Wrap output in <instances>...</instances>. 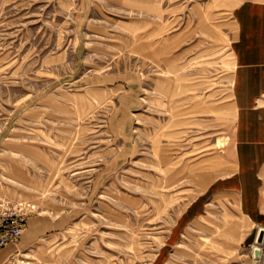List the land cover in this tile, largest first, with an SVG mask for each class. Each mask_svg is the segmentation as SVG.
<instances>
[{
    "label": "rangeland",
    "instance_id": "1",
    "mask_svg": "<svg viewBox=\"0 0 264 264\" xmlns=\"http://www.w3.org/2000/svg\"><path fill=\"white\" fill-rule=\"evenodd\" d=\"M246 1L0 0V215L29 213L0 264H264L232 185Z\"/></svg>",
    "mask_w": 264,
    "mask_h": 264
},
{
    "label": "crops",
    "instance_id": "2",
    "mask_svg": "<svg viewBox=\"0 0 264 264\" xmlns=\"http://www.w3.org/2000/svg\"><path fill=\"white\" fill-rule=\"evenodd\" d=\"M241 41L236 75L237 123L232 158L240 177L232 185L242 188L248 212L264 213V0H247L238 11ZM264 226V217L259 215ZM35 237L39 232L35 231ZM259 248V247H258ZM5 247L0 257L15 251Z\"/></svg>",
    "mask_w": 264,
    "mask_h": 264
},
{
    "label": "built area",
    "instance_id": "3",
    "mask_svg": "<svg viewBox=\"0 0 264 264\" xmlns=\"http://www.w3.org/2000/svg\"><path fill=\"white\" fill-rule=\"evenodd\" d=\"M29 213L11 210L0 215V251L9 244L17 243L26 227Z\"/></svg>",
    "mask_w": 264,
    "mask_h": 264
},
{
    "label": "water",
    "instance_id": "4",
    "mask_svg": "<svg viewBox=\"0 0 264 264\" xmlns=\"http://www.w3.org/2000/svg\"><path fill=\"white\" fill-rule=\"evenodd\" d=\"M257 242L259 244H262L264 242V229L260 230ZM256 255H259V252H256Z\"/></svg>",
    "mask_w": 264,
    "mask_h": 264
},
{
    "label": "bare ground",
    "instance_id": "5",
    "mask_svg": "<svg viewBox=\"0 0 264 264\" xmlns=\"http://www.w3.org/2000/svg\"><path fill=\"white\" fill-rule=\"evenodd\" d=\"M259 248H262V247L259 246Z\"/></svg>",
    "mask_w": 264,
    "mask_h": 264
}]
</instances>
